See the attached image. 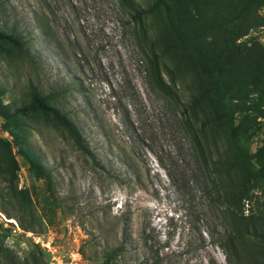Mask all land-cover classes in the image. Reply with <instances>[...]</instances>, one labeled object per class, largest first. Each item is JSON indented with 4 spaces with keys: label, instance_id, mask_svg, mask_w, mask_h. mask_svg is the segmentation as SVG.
<instances>
[{
    "label": "rangeland",
    "instance_id": "obj_1",
    "mask_svg": "<svg viewBox=\"0 0 264 264\" xmlns=\"http://www.w3.org/2000/svg\"><path fill=\"white\" fill-rule=\"evenodd\" d=\"M157 2L0 0V30L21 34L34 60L0 41V108L14 115L29 105L32 85L56 94L49 102L93 155L50 113L0 117V264H227L186 118L211 146L264 145V117L249 137L211 122L225 96L258 95L249 64L224 80L222 94L209 91L215 74L200 55L220 44L211 27L221 13L253 26L236 31L245 33L238 44L264 46V0H165L151 9ZM138 10L147 13L137 19ZM21 195L32 230L17 218Z\"/></svg>",
    "mask_w": 264,
    "mask_h": 264
},
{
    "label": "trees",
    "instance_id": "obj_2",
    "mask_svg": "<svg viewBox=\"0 0 264 264\" xmlns=\"http://www.w3.org/2000/svg\"><path fill=\"white\" fill-rule=\"evenodd\" d=\"M158 0L151 9L164 3ZM147 11H137L135 17L141 19ZM218 23H213L211 30L215 37L221 38L220 44L208 51L200 52L201 57H206L203 68H210L215 74V80L210 83L209 91L218 90L222 94L225 91L223 82L229 76L241 78L245 74V68L249 64V72L252 73L249 82L257 88L258 95L253 99L239 98L234 102L229 96L225 97L227 102L213 111L211 122L219 127H226L234 134H244L249 137L254 135L259 128V117H264L262 105L264 104V46L259 42L251 45L238 44L236 35L238 29L247 30L248 25L242 19L240 13L229 15L221 13L213 17ZM228 24V30L224 26ZM220 27V29H216ZM230 34V35H229ZM229 35V36H227ZM0 41H8L15 46L27 49V42L22 40V35L15 31L6 32L0 30ZM27 54V52H26ZM32 61L30 53L27 54ZM235 69V71H233ZM158 70V69H156ZM152 75V72H151ZM165 93L173 98L175 102L180 101L177 92L172 91L166 85L162 88ZM32 101L29 105L17 108L14 115L0 108V117L10 120L18 113L26 114L33 109H39L50 113L69 132L74 143L85 154L91 156L90 145L85 143L79 127L63 113L58 107L52 105L49 100L56 94H43L38 87L31 86ZM189 124H192L186 118ZM185 129L192 137V154L195 162V170L203 179L205 189L209 194L218 220V230L213 234L215 243L221 248L226 257L227 264H264V145L255 152L249 145L238 142L228 147L204 141L200 131ZM237 136V135H236ZM1 141V140H0ZM33 166L39 167L30 155H27ZM17 200V218L23 228L32 230L33 214L31 219L26 218L28 202L21 195ZM246 210H248L246 214ZM5 236V235H4ZM122 246L115 248L113 252L119 254ZM114 258H108L107 264H113ZM155 264L157 262L155 261Z\"/></svg>",
    "mask_w": 264,
    "mask_h": 264
}]
</instances>
